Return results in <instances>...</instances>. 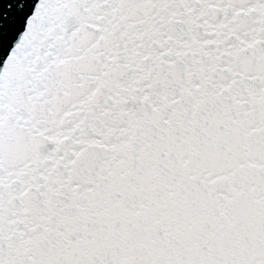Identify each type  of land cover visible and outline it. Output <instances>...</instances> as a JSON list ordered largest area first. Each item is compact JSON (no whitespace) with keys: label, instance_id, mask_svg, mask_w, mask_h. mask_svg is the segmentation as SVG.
Wrapping results in <instances>:
<instances>
[{"label":"snow or ice","instance_id":"obj_1","mask_svg":"<svg viewBox=\"0 0 264 264\" xmlns=\"http://www.w3.org/2000/svg\"><path fill=\"white\" fill-rule=\"evenodd\" d=\"M0 264H264V0H0Z\"/></svg>","mask_w":264,"mask_h":264},{"label":"water","instance_id":"obj_2","mask_svg":"<svg viewBox=\"0 0 264 264\" xmlns=\"http://www.w3.org/2000/svg\"><path fill=\"white\" fill-rule=\"evenodd\" d=\"M0 64H2V58H0Z\"/></svg>","mask_w":264,"mask_h":264}]
</instances>
